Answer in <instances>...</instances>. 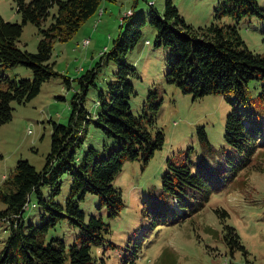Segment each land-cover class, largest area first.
Masks as SVG:
<instances>
[{
	"label": "rangeland",
	"instance_id": "obj_1",
	"mask_svg": "<svg viewBox=\"0 0 264 264\" xmlns=\"http://www.w3.org/2000/svg\"><path fill=\"white\" fill-rule=\"evenodd\" d=\"M228 2L173 0L184 20L192 26L202 27L211 22L224 29L235 26L250 50L264 54V18L247 15L236 19L228 13L215 18L214 9ZM257 3L264 10V0ZM163 5L164 0H103L71 39L53 43L50 62L54 70L71 79L77 78L97 65L101 53L123 31L120 24L131 10L134 16L146 20L139 40L125 55V60L134 67L128 76L134 89L129 105L134 115L145 112L153 116L149 132L154 135L159 130L164 139L147 162L123 161L112 181L123 199V207L117 214L109 217L106 206L95 194L86 193L78 202L85 222L94 215L109 225L102 241L91 244L92 264H264V102L258 99L264 79L254 78L245 87L246 108L251 111L252 123L260 137L256 152L242 166L244 159L224 139L226 116L238 105L234 95L209 94L193 99L164 77L168 48L153 45L155 29L148 22L152 11L163 13ZM55 10L56 7L50 9L40 28L50 23ZM0 16L6 21L19 22L16 0H0ZM40 28L32 23L24 24L17 46L34 52L41 36ZM114 72V62L104 61L94 84L88 87L83 106L91 116L99 111L98 95L106 94ZM0 74L16 79L32 77L31 69L18 64L0 66ZM77 87L74 80L67 88L62 77L56 75L44 81L39 93L26 103H11V119L0 126V191L11 186L8 181L18 160H27L37 171L43 169L50 152L51 122H68L70 99ZM155 103L156 110L151 107ZM199 127L204 129L208 144L200 139ZM87 130L86 139L76 153L78 158L83 157L88 147L94 150L92 161L107 155V150L115 144L114 139L92 125ZM169 164H187L192 174L201 172L211 187L208 198L186 190V195L178 191L179 202H176L174 195L162 187V176L169 170ZM71 179L69 173L62 175L60 192L52 199L49 187L41 185L43 198L64 205ZM31 200L37 202L35 194ZM4 205L0 199V209ZM217 209L227 214L216 212ZM52 216L38 203L34 207L29 204L23 212L26 228L29 223L36 227L46 224V240L64 241L62 264H70L68 245L78 241L83 231L67 216L59 217L53 224ZM224 225L234 229L243 248L234 243ZM9 234V223L0 220V254ZM229 245L233 247L232 253ZM13 255L10 264H24L18 249Z\"/></svg>",
	"mask_w": 264,
	"mask_h": 264
},
{
	"label": "trees",
	"instance_id": "obj_2",
	"mask_svg": "<svg viewBox=\"0 0 264 264\" xmlns=\"http://www.w3.org/2000/svg\"><path fill=\"white\" fill-rule=\"evenodd\" d=\"M102 1L16 0L20 21H6L0 16V66L18 64L32 72V77L26 79L0 74V126L11 119L13 101L26 103L39 93L42 83L50 77L61 76L67 88L74 80L78 84L70 99L68 122H51L50 152L43 169L37 171L27 160H18L8 181L11 186L0 191V199L5 204L0 209V220L7 221L10 226L6 246L0 254V264L12 263L17 249L24 264L63 263L66 251L64 241L56 238L46 240V224L36 227L29 223L28 228L25 227V207L29 204L34 207L37 203L52 213L50 221L53 224L59 217L67 216L83 231L78 241L68 245L70 264H92L91 244L102 241V234L109 231V225L94 215H90L85 222L78 202L83 200L86 193L95 194L99 196L100 203L106 206L109 217L117 214L123 207V199L112 181L121 170L123 161L139 159L145 163L163 143L161 131H155L154 135L149 132L153 116L145 112L134 115L129 105L134 89L128 76L134 67L125 60V55L140 38L146 22L143 16H134L131 10V14L120 24L124 27L123 31L112 39L110 48L101 53L97 65L77 78L71 79L57 72L50 62L53 43L71 39L80 26L96 13ZM228 1V4L214 9L215 18L222 13L236 19L247 15L264 18V10L258 6L257 0ZM52 7H56V10L50 23L40 28ZM148 22L155 29L153 45L168 48L164 75L167 82L175 83L183 93L191 94L193 99L209 94L234 95L238 105L226 116L224 139L244 159L241 160L243 166L256 152L260 137L259 130L252 123L251 111L246 108L245 87L254 78L264 79V54L250 50L235 26L224 29L215 22L202 27L192 26L184 20L173 0H164L163 13L158 15L152 11ZM26 23L40 28L41 36L34 52L21 49L16 44ZM104 61L114 62V79L108 83L106 94L99 93V111L91 116L83 102L88 87L94 84L97 70ZM258 99L264 102V84L261 85ZM151 107L156 110L158 104ZM89 125L100 129L115 142L107 150V155L93 161L94 150L91 147L81 159L76 155L86 139ZM198 135L208 144L202 127L198 128ZM64 173L72 177L64 205L47 202L40 186L49 187L52 199L60 192ZM162 187L174 195L176 202H179L178 191L184 195L187 194L186 190L196 192L205 198L211 193L204 175L201 172L192 174L187 164H169V170L162 176ZM32 194L36 196V203L31 200ZM217 211L227 214L223 209ZM224 226L227 234L233 236L234 243L243 248L234 229L229 225ZM226 242L229 243V240ZM229 246L232 253L233 247Z\"/></svg>",
	"mask_w": 264,
	"mask_h": 264
},
{
	"label": "built area",
	"instance_id": "obj_3",
	"mask_svg": "<svg viewBox=\"0 0 264 264\" xmlns=\"http://www.w3.org/2000/svg\"><path fill=\"white\" fill-rule=\"evenodd\" d=\"M130 13V11H128L125 15H128ZM87 40V39H86Z\"/></svg>",
	"mask_w": 264,
	"mask_h": 264
},
{
	"label": "bare ground",
	"instance_id": "obj_4",
	"mask_svg": "<svg viewBox=\"0 0 264 264\" xmlns=\"http://www.w3.org/2000/svg\"><path fill=\"white\" fill-rule=\"evenodd\" d=\"M89 44V43H88Z\"/></svg>",
	"mask_w": 264,
	"mask_h": 264
}]
</instances>
